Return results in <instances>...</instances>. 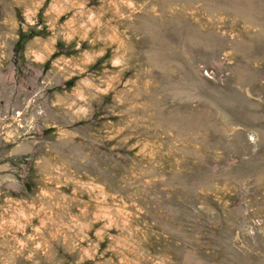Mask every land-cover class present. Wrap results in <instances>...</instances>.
Instances as JSON below:
<instances>
[{
    "label": "rangeland",
    "instance_id": "374dc122",
    "mask_svg": "<svg viewBox=\"0 0 264 264\" xmlns=\"http://www.w3.org/2000/svg\"><path fill=\"white\" fill-rule=\"evenodd\" d=\"M0 264H264V0H0Z\"/></svg>",
    "mask_w": 264,
    "mask_h": 264
}]
</instances>
